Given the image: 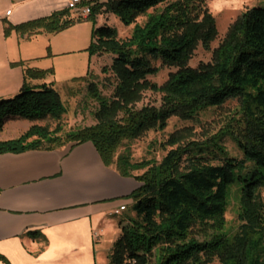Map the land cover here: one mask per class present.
<instances>
[{"label": "trees", "instance_id": "1", "mask_svg": "<svg viewBox=\"0 0 264 264\" xmlns=\"http://www.w3.org/2000/svg\"><path fill=\"white\" fill-rule=\"evenodd\" d=\"M210 0H84L91 10L88 20L97 23L113 15L125 27L134 26L123 41L116 28L96 27L87 51L90 56L112 55L101 69L116 81L110 96L95 83L89 96L97 103L95 124L62 134L58 125H32L18 139L1 141L0 154L33 150L52 151L92 142L107 167L141 182L132 197L128 223L121 227L109 257L110 264H264V7L245 11L229 27L226 37L212 51V59L192 68L199 47L211 51L218 38ZM140 17H146L138 24ZM64 10L50 17L18 26L31 36L59 33L81 23ZM12 28L6 29V35ZM173 69L158 85L150 78L160 67ZM52 70L27 69L18 95L0 100V132L10 119L31 123H60L66 108L53 84L30 86L27 79L44 80ZM91 76L76 78L85 81ZM161 95L159 107L138 105L145 93ZM240 104L241 130L235 142L244 161L230 157L222 145L226 133L209 144L182 143L178 131L164 143L170 147L159 164L134 163L125 141H136L150 131H163L172 117L192 120L200 111L220 108L230 101ZM256 171L243 183L238 197V230L225 232L228 190L236 171L245 163ZM145 170L140 176L134 172ZM125 207V206H124ZM127 208L125 207V210ZM202 238L199 240L197 237Z\"/></svg>", "mask_w": 264, "mask_h": 264}, {"label": "crops", "instance_id": "2", "mask_svg": "<svg viewBox=\"0 0 264 264\" xmlns=\"http://www.w3.org/2000/svg\"><path fill=\"white\" fill-rule=\"evenodd\" d=\"M64 10L77 19L81 8L71 0H0V100L20 93L30 62L47 58L31 41L57 34L15 28ZM47 78L26 82L40 86ZM127 185L132 192L140 187L105 166L90 143L0 154V264H110L129 216L128 207L121 211L123 203L112 200L126 196Z\"/></svg>", "mask_w": 264, "mask_h": 264}, {"label": "rangeland", "instance_id": "3", "mask_svg": "<svg viewBox=\"0 0 264 264\" xmlns=\"http://www.w3.org/2000/svg\"><path fill=\"white\" fill-rule=\"evenodd\" d=\"M207 7L216 20L218 38L212 44L211 51H205L202 47L197 49L189 64L192 68H197L201 64L211 61L212 51L226 37L229 27L245 11L253 7H264V0H210L207 3ZM145 21L146 17H140L137 23L143 24ZM105 25L116 28L119 37L123 41L131 37L134 28V26L125 27L113 15H102L97 19L96 24L92 20L82 21L55 35H45L31 41L29 44L31 49L34 51L42 50L47 58L38 60L37 62H30L29 68L40 70L53 69L55 71V75L48 77V82L47 80L46 82L53 84L54 88L60 93L67 112L60 123L52 120L31 123L27 120L10 119L6 122L4 132L0 133V141L18 139L34 124L48 126L51 130L59 125L62 128L63 135L69 131L95 124L94 112L97 109V103L89 96L88 85L95 83L99 86L104 96H110L116 84L111 74L103 75L101 73V69L104 66H110L112 64L113 56L91 57L87 51L95 26L101 27ZM85 59L87 62H84ZM155 66L160 67L159 73L150 79L152 82L162 85L174 70L161 67L160 63H156ZM41 67H44V69ZM88 72L91 73V76L85 81L73 82L76 78L85 77ZM144 105L159 107L161 105V95L151 92L145 93L138 107L140 108ZM239 109V102L234 100L220 108L200 111L192 120H181L178 117H172L168 121L165 130L150 131L139 140L125 141L119 149L118 154L129 149L134 163L153 161L159 164L171 149L170 147H164V143L172 134L178 131L182 132L180 137L182 143L194 141L205 144H209L213 138L226 133L222 139L223 147L230 157L238 161H244L243 155L235 142V135L241 130L242 125ZM86 143L94 146L92 142ZM256 171H259V169L252 163H245L244 166H241L236 171V182L228 190V207L225 215L226 225L224 231L230 236L237 233L239 225L238 197L243 183L238 178L248 179ZM144 172L145 170L134 172V175L140 176ZM132 179L137 183L138 187L141 186L140 181L135 178ZM126 187L128 191L126 196L112 200V202H122L125 207H128L129 212L134 203V199L130 185ZM112 192L113 194H117L118 190H112ZM260 192L264 199V187L260 189ZM197 237L199 240L202 239L199 236ZM109 239H114V236ZM213 264L220 263L216 260Z\"/></svg>", "mask_w": 264, "mask_h": 264}, {"label": "built area", "instance_id": "4", "mask_svg": "<svg viewBox=\"0 0 264 264\" xmlns=\"http://www.w3.org/2000/svg\"><path fill=\"white\" fill-rule=\"evenodd\" d=\"M84 0H71V7H79L81 6V4L83 3ZM91 13V10L89 7H84V8H81V11H80V18L82 19H87L88 16L90 15ZM121 211H124L125 210V207H121L120 209Z\"/></svg>", "mask_w": 264, "mask_h": 264}]
</instances>
